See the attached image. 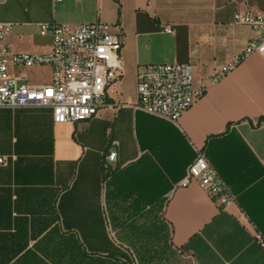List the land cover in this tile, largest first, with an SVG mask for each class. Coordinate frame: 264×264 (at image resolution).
<instances>
[{"label": "crops", "instance_id": "obj_1", "mask_svg": "<svg viewBox=\"0 0 264 264\" xmlns=\"http://www.w3.org/2000/svg\"><path fill=\"white\" fill-rule=\"evenodd\" d=\"M237 13L264 14V0L0 6V21L12 25L6 44L17 54H50L52 34L41 33L50 23L101 22L123 40L113 109L55 124L49 109L0 108V264H131L132 251L140 264H264L256 240L264 238V61L254 53L209 81L256 38ZM151 64H189L194 89H206L177 123L135 108L138 69ZM25 73L32 83L50 80L49 68ZM198 151L235 203L217 204L197 183L178 186ZM110 154L117 157L104 183Z\"/></svg>", "mask_w": 264, "mask_h": 264}, {"label": "built area", "instance_id": "obj_2", "mask_svg": "<svg viewBox=\"0 0 264 264\" xmlns=\"http://www.w3.org/2000/svg\"><path fill=\"white\" fill-rule=\"evenodd\" d=\"M6 1L0 0V6ZM235 20L252 28L256 38L249 42L233 64L211 74L209 81L213 84L220 82L237 64L254 53L264 61V14L237 13ZM11 31V24L0 21V108L49 109L55 124L85 123L98 117L103 109H113L108 100L120 95L123 40L113 32L111 25L101 22L73 27L43 24L42 35L52 34V50L47 55L13 52L6 44ZM166 31L171 33L170 29ZM41 68H49L50 80L32 83L25 72ZM136 86L135 108L172 123H177L206 91L194 89L193 68L189 64L140 66ZM116 157V154L107 156L105 167L115 162ZM5 161L6 158H0V164ZM192 183H197L221 206L236 202L202 151L197 152L178 186L188 187ZM111 237L118 243L114 234ZM256 240L264 249L263 236L258 233ZM129 255L132 264H139L132 252Z\"/></svg>", "mask_w": 264, "mask_h": 264}, {"label": "rangeland", "instance_id": "obj_3", "mask_svg": "<svg viewBox=\"0 0 264 264\" xmlns=\"http://www.w3.org/2000/svg\"><path fill=\"white\" fill-rule=\"evenodd\" d=\"M43 75H48V72H47V70H45L44 71V74ZM42 74H40V73H35L34 74V78H35V80H42L43 78H44V76H43ZM134 93V86H133V84L132 83H130V84H127L126 86H125V89H124V94H125V96L127 97V96H129V95H132ZM108 221V220H107ZM106 221V223H107V231H110L109 230V224H108V222ZM111 236V235H110Z\"/></svg>", "mask_w": 264, "mask_h": 264}, {"label": "trees", "instance_id": "obj_4", "mask_svg": "<svg viewBox=\"0 0 264 264\" xmlns=\"http://www.w3.org/2000/svg\"><path fill=\"white\" fill-rule=\"evenodd\" d=\"M110 175V171H109V168L108 167H105L104 166V177H103V182L104 183H107L108 182V176ZM72 241V239H70ZM132 253L134 255H136V253L134 251H132ZM137 258V255L135 256ZM138 260V258H137ZM138 263L140 264L139 260H138ZM132 264V263H131Z\"/></svg>", "mask_w": 264, "mask_h": 264}, {"label": "snow or ice", "instance_id": "obj_5", "mask_svg": "<svg viewBox=\"0 0 264 264\" xmlns=\"http://www.w3.org/2000/svg\"><path fill=\"white\" fill-rule=\"evenodd\" d=\"M49 94H51V93H49Z\"/></svg>", "mask_w": 264, "mask_h": 264}]
</instances>
